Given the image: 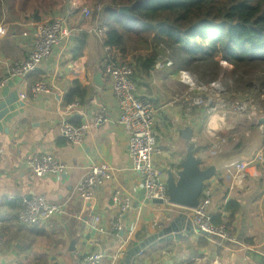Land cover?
Masks as SVG:
<instances>
[{"label": "crops", "instance_id": "1", "mask_svg": "<svg viewBox=\"0 0 264 264\" xmlns=\"http://www.w3.org/2000/svg\"><path fill=\"white\" fill-rule=\"evenodd\" d=\"M84 8L89 7L80 6L77 0H68L67 6L61 9L38 8L33 14L30 9L15 4L8 13L0 0V80L6 76L7 65L26 56L32 44L31 32L38 25L61 18L68 34L36 71L22 78L14 77L0 88V264H84V257L92 252L104 253L100 264H123L129 250L137 251L131 264H264L262 89L259 93L249 91L242 95H225L223 91L219 94L227 102L249 101L250 108H257L256 119L249 120L246 113L236 114L227 107L209 114L208 107L192 105L195 93L191 85L184 83L182 73L193 81L194 78L176 64L167 51L159 59V66L152 69L150 78L135 83L137 95L155 108L153 135L159 154L153 161L163 180L166 181L167 172L175 176L180 171L186 150L181 133L188 130L191 141L196 143L195 157L201 159L199 169L214 167L213 175L202 183L211 191L208 215L213 222L224 224L234 238L233 243L217 244L198 236L190 218L181 216L179 209L167 212L165 205L144 199L141 179L131 170L128 136L117 123L116 101L103 68L110 60L132 65V57L140 50L123 39L119 47H112L110 53L104 48L103 55L93 59L90 37L95 36L103 45L106 26L99 12L89 8V15L85 17ZM79 35H82L83 46L75 56ZM97 65L102 71L100 88L93 83ZM37 81H45L50 91L31 95L29 86ZM73 81L85 87L88 93L83 101L74 99L67 103L65 95ZM71 103L78 106L69 108ZM100 107L106 109L107 120L95 124L93 120ZM212 118L217 119L213 128L210 127ZM64 124L85 127L86 134L80 144H72L61 135ZM221 140L224 142L220 143ZM216 142L217 149L213 148ZM41 153L50 154L63 163L64 173L35 177L28 161ZM259 153L263 154L260 163L255 161ZM242 161L251 162L249 167L253 170L250 172L260 175H249L232 166ZM93 166L106 167L110 178L92 191L89 201L83 202L75 197L74 189ZM116 190L130 199V208L122 217L121 232L108 231L118 210L111 201ZM33 195L64 205L66 215L53 217L39 226L22 225L16 218L19 203L22 198ZM90 215H99L100 225L108 231L98 247L89 245L95 235L88 224ZM171 222L176 223V232L139 248L147 235L157 234ZM129 230L133 233L127 238Z\"/></svg>", "mask_w": 264, "mask_h": 264}, {"label": "trees", "instance_id": "2", "mask_svg": "<svg viewBox=\"0 0 264 264\" xmlns=\"http://www.w3.org/2000/svg\"><path fill=\"white\" fill-rule=\"evenodd\" d=\"M1 1L8 13L15 4L30 9V0ZM77 1L80 6L89 3L92 12L100 13L106 26L104 47H119L123 39L138 47L140 52L129 63L136 84L150 78L158 58L167 51L203 85L219 80L227 86L226 94L264 90V0ZM31 2L39 3L30 9L34 14L41 7H66L68 0ZM123 6L129 7L127 16L117 13ZM81 40L82 35L76 37L75 56L82 50ZM87 93L73 81L65 100L83 101Z\"/></svg>", "mask_w": 264, "mask_h": 264}, {"label": "built area", "instance_id": "3", "mask_svg": "<svg viewBox=\"0 0 264 264\" xmlns=\"http://www.w3.org/2000/svg\"><path fill=\"white\" fill-rule=\"evenodd\" d=\"M82 14L87 17L89 10L87 8L82 9ZM98 33L100 36V32ZM67 35L61 18H54L38 25L31 32L32 44L26 56L20 61L13 62L5 67L6 76L0 80V88L5 86L7 81L14 77L22 78L36 71L42 63L50 58L53 49ZM104 48L108 53L112 50V47L105 46ZM160 58H158L156 66H159L157 63ZM166 64L170 65L171 62H166ZM103 68L110 79V88L116 101L118 109L117 123L124 128L128 136V158L131 170L137 173L141 179L144 199L151 202L154 200L161 201V204L166 206L165 210L167 212L179 209L180 215L190 218V223L198 236H205L217 244H221L222 242L233 243L234 238L227 232L225 225L215 224L208 215V208L211 203V191L209 188H202L198 204L192 209L175 208L169 203L166 183L163 180L161 172L156 169L153 161V157L159 154L153 135L155 108L150 101H145L137 95L136 85L131 79L132 67L130 65L126 62L119 63L110 60L104 63ZM182 75L184 83L193 87L191 77L185 73H182ZM216 85L217 83H212L208 88L210 92L214 93L213 95L209 94L210 97L206 95V99L192 98V105L208 107V113L212 115L216 114L218 110L227 107L233 109L236 114L246 113V117L249 120L257 118V108H250L249 106L252 105L249 104V101L239 102L233 100L227 102L225 99L219 97L222 89L219 85ZM29 91L31 95L35 96L39 93H48L50 89L45 81H37L29 86ZM261 93L264 95V90H261ZM75 106H78L77 103H71L69 108ZM188 110L190 109L188 108ZM105 113L106 109L100 107L94 117V123L100 124L105 122L107 120L104 117ZM85 134L86 129L84 126L77 128L68 124L61 126V135L72 144H80ZM212 136L217 139L216 133H213ZM219 142L223 143L224 141L221 140ZM213 148H219L218 142L213 145ZM262 156L263 154L259 153L255 161L258 163L262 162ZM251 164V162L242 161L234 163L232 166L238 171L259 176L260 174L255 171L250 172V170H253L249 167ZM28 166L37 178L60 175L66 170V166L63 163L57 161L47 153L31 157L28 161ZM109 178L110 173L106 167H90L76 184L74 189L75 197L83 202L89 201L92 191ZM111 201L118 210L115 219L110 223L108 231L121 232L123 229L122 217L130 208V199L123 196L119 190H116L112 194ZM65 215L66 210L64 205L50 203L44 196L33 195L30 198L21 199L16 218L22 225L32 227L39 226L53 217L61 218ZM100 220L99 215H90L89 217L88 224L95 232L94 237L89 240L90 247L100 246L104 235L108 232L103 228L104 226L100 225ZM132 233L133 231L129 230L127 238ZM1 245L2 239L0 237V249ZM103 257V252H92L84 257L83 262L84 264H100Z\"/></svg>", "mask_w": 264, "mask_h": 264}, {"label": "water", "instance_id": "4", "mask_svg": "<svg viewBox=\"0 0 264 264\" xmlns=\"http://www.w3.org/2000/svg\"><path fill=\"white\" fill-rule=\"evenodd\" d=\"M129 7H118V15H128ZM95 76L93 83L96 87L100 88L103 79L102 71L97 65L94 69ZM182 139L185 141L186 150L185 156L180 163V171L173 176L170 172H167L166 187L168 194V201L172 205H176L186 209H192L198 204V200L203 188V181L209 179L214 173V167L210 166L204 170L199 169L201 159L195 157L196 143L191 141L190 130L181 133ZM153 203H161V201H152ZM182 216V215H181ZM185 215H183L184 217ZM176 222V221H175ZM171 222L164 228H161L157 234L147 235L140 245L139 248L143 249L145 246L152 244L155 240L167 236L171 232H176V223ZM175 238V237H174ZM177 238V235H176ZM170 237H166L169 240ZM137 254L136 250H129L123 260V264H131V258ZM54 260V259H53ZM53 264H56L53 263Z\"/></svg>", "mask_w": 264, "mask_h": 264}, {"label": "rangeland", "instance_id": "5", "mask_svg": "<svg viewBox=\"0 0 264 264\" xmlns=\"http://www.w3.org/2000/svg\"><path fill=\"white\" fill-rule=\"evenodd\" d=\"M60 0H58V2H59ZM39 5V3H36V2H31V0L30 1H27V6L28 7H32V6H38ZM85 7H91V5L89 4V3H87V4H85L84 5ZM55 7H59L57 4L56 5H52V6H50V7H41V8H50L51 10L52 9H54ZM88 10H89V8H88ZM48 13H50V11L48 12ZM91 38V40H92V44L90 45V49H91V57L93 58V59H97L99 56H101V55H103V52H105V50H104V46L99 42V40L97 41L96 40V37L95 36H91L90 37ZM135 49V48H134ZM169 51V50H168ZM170 53V52H169ZM190 73V72H189ZM192 76H193V78H194V81L192 80V85H193V92L195 93L194 94V96L192 97V98H203V99H206V95H208L209 97H210V95L208 94V86L210 85V84H212V83H217V85L216 86H218L219 85V87H221V89H222V91H223V93H225V95H227L226 94V90H228V88H227V86L226 85H224L223 83H221L219 80H214L213 82H211V83H207V84H205V85H203V84H201V83H199L198 82V80H197V77L194 75V74H192V73H190ZM222 80H224L223 78H221ZM227 83L228 84H230V85H233L232 84V82H231V80L230 79H227ZM210 87V86H209ZM263 90V89H262ZM260 91V90H259ZM259 91H258V93H259ZM196 93H198V94H196ZM230 93H235V94H240V95H242V93H239V92H237V91H235V92H230ZM224 95V94H223ZM255 98H258V97H255ZM239 102H243V101H239ZM202 135H203V138L205 137L204 136V132H203V130H202V133H201ZM204 161V160H203ZM202 161V164L203 163H205V161L203 162Z\"/></svg>", "mask_w": 264, "mask_h": 264}, {"label": "bare ground", "instance_id": "6", "mask_svg": "<svg viewBox=\"0 0 264 264\" xmlns=\"http://www.w3.org/2000/svg\"><path fill=\"white\" fill-rule=\"evenodd\" d=\"M217 122V119L216 118H212L211 121H210V127L213 128L214 127V124Z\"/></svg>", "mask_w": 264, "mask_h": 264}]
</instances>
